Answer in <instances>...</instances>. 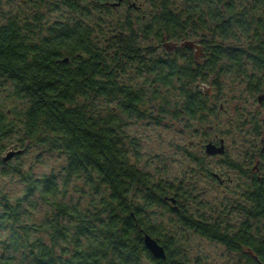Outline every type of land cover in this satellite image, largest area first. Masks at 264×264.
Returning <instances> with one entry per match:
<instances>
[{
    "label": "trees",
    "instance_id": "1",
    "mask_svg": "<svg viewBox=\"0 0 264 264\" xmlns=\"http://www.w3.org/2000/svg\"><path fill=\"white\" fill-rule=\"evenodd\" d=\"M121 1L122 11L120 0H0V264H186V233L233 264H264V109L234 105L243 146L208 155L223 138L198 143L186 151L192 178L142 159L130 130L206 136L230 112L218 102L226 75L264 95V0ZM192 38L200 60L186 45L165 49ZM12 145L64 164L41 173L19 154L4 162ZM215 157L241 181L235 204L214 208L199 190L201 174L226 180L206 166ZM71 183L85 194L74 199Z\"/></svg>",
    "mask_w": 264,
    "mask_h": 264
},
{
    "label": "rangeland",
    "instance_id": "2",
    "mask_svg": "<svg viewBox=\"0 0 264 264\" xmlns=\"http://www.w3.org/2000/svg\"><path fill=\"white\" fill-rule=\"evenodd\" d=\"M120 11L123 8L119 7ZM186 45L194 53L195 59L200 60L203 55V48L197 42V39H190L187 42L183 43H168L165 46L167 51L173 50L177 46ZM222 91L218 102L224 104L223 108L230 111H221L217 119L211 121L214 123V127L211 129L222 130L220 133L215 135L214 132L207 131V135H203V131H199L200 135H194L186 126L172 127L167 128L165 126L154 127L148 125L144 122L135 123L130 126V130L136 131L139 134V145H140V156L142 159L150 162L154 167L157 166L160 169L167 170L172 176H181L184 174L185 178H192L193 175V164L186 157V151L194 152L198 150V143L205 144L207 139H219L223 138L225 147L227 148L230 156L234 155V149L240 148L243 145H240L241 137L239 136L242 131L236 127V114L233 113L234 105L242 104L247 109H264V104L259 105L258 102L254 100L262 92L258 93H249L245 83H242L239 79L231 75H226L222 80ZM203 86V85H202ZM204 89H208L209 93L212 94V89L210 85L203 86ZM264 93V92H263ZM254 96H253V95ZM195 125V124H194ZM197 128V126H194ZM202 130V128H200ZM243 135V134H242ZM209 137V138H208ZM207 138V139H206ZM17 146H9L5 152L16 149ZM21 153H19L22 158L29 161L34 168H36L41 173L60 172L64 160L62 156L56 153H46L43 151L37 152V150L30 149L28 152L24 151V148L19 147ZM4 155V153H3ZM217 157L206 160V166L213 168L214 171L219 173L222 178L226 177V180H223L221 183L215 182L210 178L206 177L204 174L199 175L200 183L199 190L203 191L201 194H204L209 203H213V207H219L220 204H235V200L230 198L232 195H238L237 192V183L241 184V181H237L235 175L236 172L226 171L225 168H222L217 164ZM228 172V176H225L223 173L218 172ZM203 172H205L203 170ZM230 178V179H229ZM15 192H19L21 185L17 184L14 187ZM234 189H237L235 191ZM67 191L72 194L75 198L84 195L81 193V189L77 185L69 184ZM233 210L231 214L232 219H240L242 215L235 211V208H230ZM238 217V218H237ZM187 236V241L185 242L186 251L188 254V262L186 264H233V256L230 255L220 244L209 242L203 238L194 237L192 235L185 234Z\"/></svg>",
    "mask_w": 264,
    "mask_h": 264
},
{
    "label": "water",
    "instance_id": "3",
    "mask_svg": "<svg viewBox=\"0 0 264 264\" xmlns=\"http://www.w3.org/2000/svg\"><path fill=\"white\" fill-rule=\"evenodd\" d=\"M264 99V95L258 96V101H262ZM205 152L208 155L213 154H222L224 152V141L223 139H219V145H216L215 143L209 141L205 144ZM21 153V150L17 151H9L6 153L5 156H3V161L9 160L13 155ZM144 243L147 249L150 251L152 256L154 258H162L164 257V250L163 248L150 236L145 235L144 236Z\"/></svg>",
    "mask_w": 264,
    "mask_h": 264
},
{
    "label": "flooded vegetation",
    "instance_id": "4",
    "mask_svg": "<svg viewBox=\"0 0 264 264\" xmlns=\"http://www.w3.org/2000/svg\"><path fill=\"white\" fill-rule=\"evenodd\" d=\"M119 6H120L121 8H124V7L127 6V5H125V3L122 2V1L120 0V4H119ZM127 7H128V6H127Z\"/></svg>",
    "mask_w": 264,
    "mask_h": 264
}]
</instances>
